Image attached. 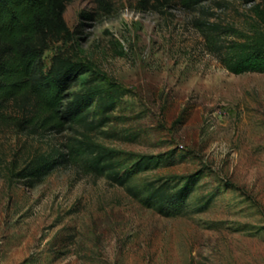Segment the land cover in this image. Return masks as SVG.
Segmentation results:
<instances>
[{
  "label": "rangeland",
  "instance_id": "1",
  "mask_svg": "<svg viewBox=\"0 0 264 264\" xmlns=\"http://www.w3.org/2000/svg\"><path fill=\"white\" fill-rule=\"evenodd\" d=\"M64 16L73 36L49 45L46 65L62 53L93 68L67 93L112 83L123 92L105 119L96 103L89 109L93 130L32 129L17 106L8 109L0 122V264H264V71L229 70L197 26L208 17L264 27V0L194 8L71 0ZM84 133L114 150L119 169L154 159L130 182L139 195L82 162L35 182L19 175L35 155L66 151ZM157 179L194 181L182 214L143 203Z\"/></svg>",
  "mask_w": 264,
  "mask_h": 264
},
{
  "label": "trees",
  "instance_id": "2",
  "mask_svg": "<svg viewBox=\"0 0 264 264\" xmlns=\"http://www.w3.org/2000/svg\"><path fill=\"white\" fill-rule=\"evenodd\" d=\"M71 0H0V122L8 109L15 105L23 112L21 124L32 129L61 131L83 126L93 130L96 125L88 118L96 103L102 118L117 105L122 90L115 83L107 89L89 87L70 96L67 90L84 72L92 71L90 64L75 61L62 53L56 54L50 65L45 52L53 42L67 41L73 36L64 12ZM179 1L194 8L208 0ZM254 12L262 16L261 5ZM210 53L234 73L264 71V27L260 23L244 30L234 23L202 18L197 21ZM104 124V123H102ZM99 124V125H102ZM66 145V151L37 154L19 172L33 182L52 168L66 162L83 163L89 172L106 175L112 183L125 186L137 196L141 193L131 185L134 174L149 167L153 158L138 160L133 167L119 169L117 154L83 134ZM33 184V183H32ZM194 181L182 185L169 179L150 181L142 201L163 215L182 214L192 192Z\"/></svg>",
  "mask_w": 264,
  "mask_h": 264
}]
</instances>
